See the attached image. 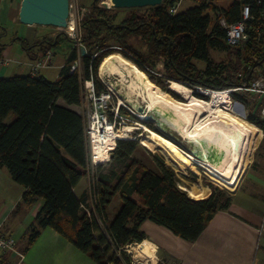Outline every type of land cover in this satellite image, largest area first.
<instances>
[{
    "label": "trees",
    "instance_id": "1",
    "mask_svg": "<svg viewBox=\"0 0 264 264\" xmlns=\"http://www.w3.org/2000/svg\"><path fill=\"white\" fill-rule=\"evenodd\" d=\"M173 1L163 0L151 6L148 13L129 9L119 22L107 14L109 8L95 6L92 14L81 22L83 45L80 50L70 49L54 79L40 71L0 76V166L23 186L22 202L43 200L28 226L25 248L35 241L42 228L51 227L99 264L121 261L137 264L123 248L143 239L139 230L143 220L150 219L184 239L194 240L214 213L230 203V196L221 200L222 189L219 192L214 189L218 186L207 192L204 186L195 193H187L178 186L173 168L160 156L152 158L156 169L141 164L133 155L140 146L136 136L116 139L109 151L110 158L92 165L86 120L67 106L81 103L83 80L92 82L96 96L107 91L96 71L113 51L122 52L153 80L155 61L162 59L163 77L170 79V83L214 90L250 86L257 72L264 68V34L257 37L250 30L242 46H230L224 40V29L205 11L203 4H192L170 14L167 7ZM238 6L233 2L223 9L229 21L237 18ZM5 33L6 28L0 26V54L7 45L1 40ZM14 38L31 60L46 54L33 49V44L27 47L24 37ZM46 43L51 41L38 42V49H46ZM140 43L144 51L136 48ZM219 48L235 50V56L246 62L243 75L231 72L237 67L233 62L213 60L210 51ZM79 54L82 74L78 73L77 65L71 70ZM195 60L202 62L203 67L197 68ZM229 95L248 103L233 88ZM260 105L246 115L256 134L257 126L264 132ZM123 111L126 112L121 108L120 112ZM107 115L112 120L111 109ZM8 116L11 119L5 122ZM91 167L94 170L90 184L92 201L91 206H86L74 187L90 173ZM116 193L120 196V206L108 219L105 208ZM82 205L88 208L89 215Z\"/></svg>",
    "mask_w": 264,
    "mask_h": 264
},
{
    "label": "rangeland",
    "instance_id": "2",
    "mask_svg": "<svg viewBox=\"0 0 264 264\" xmlns=\"http://www.w3.org/2000/svg\"><path fill=\"white\" fill-rule=\"evenodd\" d=\"M101 2L104 3L105 5L103 7L109 8L110 12H108L107 14L113 17L114 22H119L127 14V10L129 9H136L138 12H142V13L143 12L148 13L150 12L151 9V5L130 7V8H115L112 7L111 0H71L72 6H71L70 18L74 22L73 30L70 31L68 30L67 27L62 28L52 25H40L35 23L25 25L20 21L17 23L7 21L6 23H4V26L6 27V33L5 35L2 36V41L6 42L7 45L9 46L13 44L14 48H19L21 50V46L19 42L14 37L19 35L26 36L28 34L29 40L26 39L25 41L27 47L30 46V44L31 45L33 44L31 47H33V49L35 50H39V52L41 53L45 52L47 54L48 52H50V59L48 61L49 64L41 67L40 68L41 70L39 69L38 71L43 72L47 77L51 78L56 73H58L60 67L64 64L70 49L72 47L78 49L80 46L83 45L82 42L80 41V38L83 35L81 22L85 17L92 14L94 7L100 5ZM192 4L193 2L185 0L181 5V7ZM46 39L50 40L51 44L46 43V47H45L46 49H43L44 51L41 50L40 48L38 49L39 45L37 43L38 42L41 43V40H46ZM135 46L137 49L141 51L145 50L144 45H142L141 43L136 44ZM110 54H111L110 57H113L115 54L117 55L115 58H110V57L107 58L102 64L100 62L101 68L124 67L126 63L130 61L131 63L134 64L138 73L146 77L152 84H154L158 88L165 90L170 96L176 99H186L189 95L193 94L195 96L202 97L208 100L210 99V95L205 94L204 92L207 93V91L209 92L210 90H214V89H204L200 87L192 89L190 86L187 87V85L183 84L187 90L185 89L184 94L182 95L180 94L176 95L169 88L170 79L163 77V75L165 74H164L162 59H157L155 61L154 71L152 75L155 80L160 81L162 84L166 86V88L158 84L155 80H153L151 76H149V74L144 72L140 67H138L131 59H129L122 52L113 51ZM235 54H236L235 50H228L223 48L212 49L210 51V55L213 58V60L223 61L225 63L233 62L234 66L237 67L233 68L231 72H233L236 75H243L245 68H247L246 62H241V59L236 57ZM254 59H256V57H254ZM15 60L21 61L19 59L11 57L10 60L8 61L7 66H5L3 69L9 66L23 65L22 63L17 62ZM76 62H77L76 65H77L78 73L82 74L83 71H82L81 54L78 55V59L76 60ZM195 64L197 68H201L204 65L202 62L197 60H195ZM7 73H10V71H7L5 74ZM258 73L259 71L257 72V74ZM96 74L99 80L103 83V85L107 89V91H110L108 88L112 89L108 99L102 98V94L99 97L96 95L94 96L92 92V88L89 87V83L86 82L89 80H83L82 101L79 105L71 104L70 106V108L74 109L75 111H77L78 113L84 116L86 120L87 128L90 124V121L93 120L92 118L94 111H97L98 114L109 113L110 109L114 107L116 103H118L120 106L119 109L123 108L126 112L123 111L121 113L119 111L121 117L117 115L118 120L116 119L115 112L112 113V120L113 119L116 120L117 127L115 128H122L125 124H130L132 126V129L130 132L128 131L127 136L121 138H134L136 136L140 146H138V148L134 151L133 155L135 158H137L140 161L141 164H144L145 166H148L152 169H156L152 158H155V155L160 156L163 158L164 162L167 165L173 168L176 174L177 184L180 188L185 189L187 193H195L201 190L204 186L205 188L207 187L208 191L210 188H214L215 186H218V188H214V189L217 192H219V190L222 189L220 191L221 200L225 199L226 196H230L231 198L236 188H238V186L242 182L241 187L238 189L235 197L233 198V204L243 205V206L252 204V206L260 208L261 213L264 214V200L260 198L253 200L252 196L250 195L255 184L252 175L264 169V132L259 126L253 123L259 128V131L256 134V130H255L252 142L244 141L241 143L240 151L241 154L243 155V162H245L244 163L245 170L247 171V169H249L248 166H251V169L248 174L246 173V171H244V173L241 174L238 184L236 185L235 189L231 191L229 189H226L224 185H222L221 183L217 182L212 177H210V175L206 173V171L198 164L188 160L189 158L188 153H191L190 151H188V149L192 147L191 145L192 143L189 141V139L184 138L182 134H180L176 129L170 127V125L164 124L167 127L161 129L163 133H165L166 135L165 136L160 132L156 131L157 126L155 121L150 120L144 123L143 121H141V119H138V117L136 116V114H134V112L137 110L138 106L147 108L146 107L147 103L145 100H143V97L139 93H137L135 89L131 90L126 85V82L124 83L121 82L119 80L120 76L117 73L103 74L100 71V65H99L97 67ZM109 83H111L112 86H110ZM231 88L238 91L239 94L244 95L248 103L243 104L241 101L237 99H233L229 95L228 98H229V103L231 102L230 103L231 106L226 107V109L230 110L231 107H234L240 103L243 110V114L241 117L247 120L246 115L248 114V112L257 110V106L260 104L262 100V96H259L256 93L247 90L246 86L244 85H239L237 87H231ZM143 91L144 93H146L145 90ZM197 94H201L202 96H199ZM119 99H121V101H119ZM58 102L60 103V100ZM220 105L222 107H225L222 105V103ZM147 113L150 112L148 111ZM259 113H260V109H259ZM151 114H153V116L157 118V115L154 110L151 111ZM148 124L151 125L152 127H149ZM151 131L155 133L154 137L157 140L164 142V147L166 150L162 147H155L154 149L151 150L148 149V147L142 143V140L144 139L143 137H145V135L147 134H150ZM88 144L90 145L89 137H88ZM169 154L182 163V167H183L182 169H179V167L176 166V164L168 156ZM108 156L110 157V152H108ZM215 157H220V155L215 154ZM105 161H101V163ZM92 177H94L93 167L90 168V173L87 175L88 180L85 179L86 188L88 186L90 187ZM119 205H120V196L118 193H116L113 199L111 200L109 207H106V214L108 218H110L112 214L115 212L113 208L118 207ZM98 221L100 222V224H103V221L101 220L100 217H98ZM128 244L130 245V243ZM137 247L140 250H143L144 252L150 250V248L147 247L146 243L138 244ZM128 249L130 251V247ZM129 251L125 250V253L130 256L133 262H135L134 254Z\"/></svg>",
    "mask_w": 264,
    "mask_h": 264
},
{
    "label": "crops",
    "instance_id": "3",
    "mask_svg": "<svg viewBox=\"0 0 264 264\" xmlns=\"http://www.w3.org/2000/svg\"><path fill=\"white\" fill-rule=\"evenodd\" d=\"M21 1L0 0V26L5 27L4 23L7 21L15 23L20 21L18 15ZM22 37L29 40L28 34ZM0 56L13 57L22 62L34 61L22 48L21 50L14 48L13 44L6 45ZM23 69V65L9 66L5 69L0 67V76L24 74L26 71ZM7 71L10 73L5 74ZM57 75L58 73L48 78L54 79ZM59 100L61 104H65L62 99ZM10 119L11 116H8L5 122ZM248 167L249 169L245 170L247 174L251 169V166ZM252 177L256 184L250 193L252 199L264 200V169L253 174ZM85 179L88 180L87 176L79 180L74 191L85 204H88L86 206H91L90 187L86 188ZM241 185L242 182L233 193L228 206L218 209L194 240L184 239L150 219L143 220L139 226V230L144 235L143 239L140 242L130 243V252L134 254L135 262L137 264H264V214L261 213L260 208L252 204L247 206L233 204V198ZM23 189L21 184L13 180L7 169L0 166L1 229L4 233L17 238L13 250L3 256L5 263L99 264L51 227L42 228L35 241L25 248L28 226L34 221L43 200L37 198L30 204L22 202ZM119 206L113 208L114 213ZM105 215L107 217L106 208ZM141 243H146L150 250L145 251L146 253L140 250L137 245ZM119 264L126 263L121 261Z\"/></svg>",
    "mask_w": 264,
    "mask_h": 264
},
{
    "label": "bare ground",
    "instance_id": "4",
    "mask_svg": "<svg viewBox=\"0 0 264 264\" xmlns=\"http://www.w3.org/2000/svg\"><path fill=\"white\" fill-rule=\"evenodd\" d=\"M73 25L74 22L69 18L66 26L68 30H73ZM100 71L103 74L117 73L121 82H126L128 88L135 89L143 97L147 103V108L144 107L145 110L154 108L157 119L176 129L184 138L198 143L203 157L199 158L191 152L188 153V160L202 167L210 177L224 185L226 189L231 191L235 189L241 174L245 171V162H243V155L240 151L241 143L252 142L256 130L252 124L241 117L243 110L240 103L227 110L226 107L231 106V102L229 103L227 92L221 89L204 92L210 95L208 100L193 94L186 99H176L138 73L130 61L124 67H102ZM109 85L112 86L111 83ZM169 88L176 95L184 94L186 89L179 82H171ZM221 103L225 107H222ZM134 114L138 119L144 118V112L136 110ZM131 129L130 124H125L122 128L108 125L101 134L94 123L89 136V150L94 161L97 163L105 161L109 157L108 152L116 143V139L127 136ZM154 134L151 131L150 134L145 135L142 143L151 150L155 147L165 149L164 142L157 140ZM207 148L213 153L222 151L216 162H211L208 159ZM168 156L179 169L183 168L182 163L175 157L170 154ZM129 247L130 245H128Z\"/></svg>",
    "mask_w": 264,
    "mask_h": 264
},
{
    "label": "built area",
    "instance_id": "5",
    "mask_svg": "<svg viewBox=\"0 0 264 264\" xmlns=\"http://www.w3.org/2000/svg\"><path fill=\"white\" fill-rule=\"evenodd\" d=\"M185 0H174L168 7L167 11L170 14H174L179 10L189 6H183ZM193 2V4H203L205 6V11L214 18L217 24L224 29V40L226 44L230 46H242L247 39L249 38V32L254 31L257 37H260L261 34H264V0H187ZM237 2L238 6V14L235 20L229 21L224 13V8H226L229 4ZM71 0H69V18L71 17ZM68 18V19H69ZM50 59V52L45 54L44 56L34 60L33 62H22L17 61L23 64L26 73L34 74L36 73L41 67L48 65V61ZM10 58L8 57H1L0 56V67L4 68L7 66L8 61ZM76 61L71 66V70L75 68ZM89 83V87L92 88L93 92V85L91 81H86ZM110 91L102 92L98 95V97L102 94V98L108 99L110 92L112 89L108 88ZM247 90L256 93L259 96H262L261 105H260V114L264 116V68L261 70L254 80L251 82L250 86L246 87ZM226 91L228 96L229 92L232 88H225L222 89ZM93 95L95 96L94 92ZM119 104L116 103L114 107L111 108L112 113L115 112L116 119L117 115L121 117L119 114ZM93 120L90 121V124L87 128V135L90 136L91 126L96 124L97 130L103 134L105 127L108 125L117 127L116 120H109L107 113L98 114L97 111H94ZM118 120V119H117ZM90 143V139H89ZM115 145V144H114ZM90 161L92 164L97 163L94 161L91 153H90ZM83 209L87 213L90 214V211L87 207L82 205ZM2 219L0 218V264H7L5 263L3 256L10 250H13L15 245L17 244V238L11 234H6L1 229ZM129 244L124 246V250L129 251L128 247Z\"/></svg>",
    "mask_w": 264,
    "mask_h": 264
},
{
    "label": "water",
    "instance_id": "6",
    "mask_svg": "<svg viewBox=\"0 0 264 264\" xmlns=\"http://www.w3.org/2000/svg\"><path fill=\"white\" fill-rule=\"evenodd\" d=\"M162 1L163 0H111V5L115 8H130L159 5ZM100 6L105 5L101 2ZM18 16L20 22L24 24L35 23L64 28L67 26L69 18V0H22ZM137 110L144 112V118L141 119L144 123L150 120L155 121L157 126L156 131L165 135L161 129H164L167 126L164 125L165 123L162 120L155 118V116L151 114V111L154 110V108L148 110L150 113H147L148 111L141 106H138ZM189 141L192 143V147L188 149V151L194 153L197 157L202 158V151L199 144L193 143L190 139ZM207 151L209 156L208 159L211 162H216L219 159V157H215V154L220 156L222 154V151L213 153L209 148H207Z\"/></svg>",
    "mask_w": 264,
    "mask_h": 264
},
{
    "label": "clouds",
    "instance_id": "7",
    "mask_svg": "<svg viewBox=\"0 0 264 264\" xmlns=\"http://www.w3.org/2000/svg\"><path fill=\"white\" fill-rule=\"evenodd\" d=\"M114 146H115V145H114ZM114 146H113V147H114ZM113 147H112V149H113ZM112 149H111V150H112ZM109 158H110V157H108L107 159H109ZM106 161H107V160H106ZM98 163H101V162H98Z\"/></svg>",
    "mask_w": 264,
    "mask_h": 264
}]
</instances>
